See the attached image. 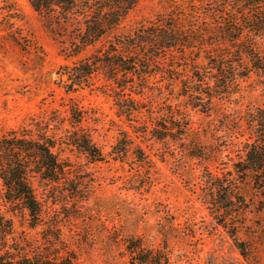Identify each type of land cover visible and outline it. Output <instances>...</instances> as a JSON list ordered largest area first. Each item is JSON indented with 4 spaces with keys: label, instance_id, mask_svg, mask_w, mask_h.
Segmentation results:
<instances>
[{
    "label": "trees",
    "instance_id": "16d2710c",
    "mask_svg": "<svg viewBox=\"0 0 264 264\" xmlns=\"http://www.w3.org/2000/svg\"><path fill=\"white\" fill-rule=\"evenodd\" d=\"M27 1L70 62L58 70L64 93L101 90L134 132L163 142L173 157L203 164L205 202L225 212L221 223L246 257L245 244L235 234L243 225L238 218L251 204L239 190L248 182L264 205V101L223 122L225 127L237 124L243 141L232 170L222 167L221 174L208 165L225 164L222 144L217 138L205 144L203 137L214 130L196 125L190 112L208 116L215 101H231L253 74L264 85V0H188L129 32L118 29L140 0ZM15 7L4 0L0 31H8L26 53L32 47L40 52L15 28L22 17ZM60 107L34 114L0 136V264H79L64 232L71 215L64 220L51 213L59 204L82 207L88 197L86 172L64 155L76 151L91 162L104 161L106 155L81 126L83 107L73 97ZM121 133L110 152L113 159L131 150L145 162L144 150ZM17 216L28 229L40 228L38 235L18 231ZM120 236L123 253L116 264H173L166 246L149 247L132 233Z\"/></svg>",
    "mask_w": 264,
    "mask_h": 264
},
{
    "label": "rangeland",
    "instance_id": "374dc122",
    "mask_svg": "<svg viewBox=\"0 0 264 264\" xmlns=\"http://www.w3.org/2000/svg\"><path fill=\"white\" fill-rule=\"evenodd\" d=\"M5 2L16 5L21 13L15 28L41 49L39 52L32 47L26 53L11 40L8 31H0V136L45 109H61L63 99L73 97L86 112L81 126L106 155L100 162H91L76 151L64 155L86 172L88 197L79 205L82 207L59 204L52 206L51 213L64 220L67 214L71 215L64 232L79 254V264H116L123 253L120 235L125 233L138 235L149 247L166 246L173 264H264V211H258L264 210V205H260L251 185L246 182L239 190L251 204L249 211L238 218L243 225L235 234L247 249L244 257L221 223L225 212L205 202L203 164L197 159L173 157L166 153L163 142L144 132H134L130 122L117 113L112 98L101 90L86 88L67 96L58 70L70 62L60 54L58 42L45 21L27 0ZM188 3V0H140L118 32H129L158 13H168L176 5ZM3 4L4 0H0V20L5 16ZM262 80L251 75L241 82L240 92L231 101H215L208 116L190 112L196 125L214 130L203 137L204 143L217 138L222 144L225 164L219 161L209 164L210 170L219 174L222 167L232 170L233 162L242 154L239 142L243 139L237 133V124L225 127L223 122L232 120L236 112L244 113L263 104ZM136 117L143 119L140 115ZM122 131L144 150L145 162L137 161L131 150L121 159H113L110 152L122 138ZM231 142L235 145H230ZM14 220L18 231L38 235L40 228L28 229L20 216ZM21 222L24 223L20 225Z\"/></svg>",
    "mask_w": 264,
    "mask_h": 264
}]
</instances>
